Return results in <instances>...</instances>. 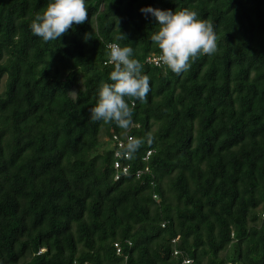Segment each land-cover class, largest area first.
<instances>
[{"label": "trees", "instance_id": "16d2710c", "mask_svg": "<svg viewBox=\"0 0 264 264\" xmlns=\"http://www.w3.org/2000/svg\"><path fill=\"white\" fill-rule=\"evenodd\" d=\"M49 2L0 0V264H264V0H85L45 43L30 25ZM148 7L209 20L216 53L146 63ZM113 42L150 77L125 175L123 130L89 113Z\"/></svg>", "mask_w": 264, "mask_h": 264}, {"label": "clouds", "instance_id": "9594fccd", "mask_svg": "<svg viewBox=\"0 0 264 264\" xmlns=\"http://www.w3.org/2000/svg\"><path fill=\"white\" fill-rule=\"evenodd\" d=\"M140 11L146 17L149 14L153 16L159 26V30L151 35L153 45L159 50L158 67H165L179 75L187 71L190 61L198 56L216 53L217 36L213 24L209 20L198 19L195 11L184 9L173 12L151 7ZM88 13L85 0H50L47 7L35 15L30 28L34 36L47 43L64 36L74 24H84ZM89 39L91 34H85V40ZM106 57L107 63L113 66L109 74L111 83L101 84L96 104L89 113L93 121L115 123L123 130L126 143L121 144L115 155L131 159L144 143L140 138L127 135L133 126L134 101L146 102L150 77L142 74V65L132 58L131 47H121L118 42L108 43ZM146 139L147 143H152L151 133Z\"/></svg>", "mask_w": 264, "mask_h": 264}, {"label": "built area", "instance_id": "2783aa9c", "mask_svg": "<svg viewBox=\"0 0 264 264\" xmlns=\"http://www.w3.org/2000/svg\"><path fill=\"white\" fill-rule=\"evenodd\" d=\"M157 57L158 56H150V57H148L146 59V63H148V64H150V65H152L154 67H158L157 66ZM113 142L117 145V149L120 150L121 144L122 143H126V137L124 138V141L120 140L118 137H113ZM116 152H115V154H116ZM115 154H114V158H115L114 168H115V170H117V171L120 170L123 175L127 174L128 167L122 166V164H120L118 160L121 159V158H124V160H127L128 158L123 157V156L117 157ZM150 155H151V152L148 151L146 153V155H145L144 161H147ZM139 173L140 172L137 173V176L139 175ZM116 179H118V176L116 177ZM184 263H189V262L185 261Z\"/></svg>", "mask_w": 264, "mask_h": 264}, {"label": "rangeland", "instance_id": "374dc122", "mask_svg": "<svg viewBox=\"0 0 264 264\" xmlns=\"http://www.w3.org/2000/svg\"><path fill=\"white\" fill-rule=\"evenodd\" d=\"M109 147H111V146L109 145Z\"/></svg>", "mask_w": 264, "mask_h": 264}]
</instances>
